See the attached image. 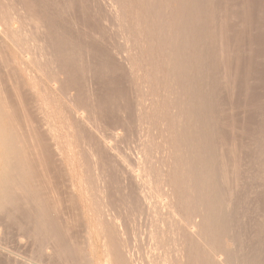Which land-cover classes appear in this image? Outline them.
<instances>
[{
  "label": "rangeland",
  "instance_id": "obj_1",
  "mask_svg": "<svg viewBox=\"0 0 264 264\" xmlns=\"http://www.w3.org/2000/svg\"><path fill=\"white\" fill-rule=\"evenodd\" d=\"M9 1L0 0V9L3 6L2 11L0 10L2 12L0 14L1 28H7L10 31V27H6V24L11 20L10 15L15 14L16 18L18 17L21 21L17 18L16 26L21 24L22 29L18 33V37H0V41L3 42H0V47L2 44V49L9 47V50H2L3 53L5 51L4 54L0 48V52L4 55L0 53V79L4 80L3 83H0L7 86L4 85L8 92H5L6 94L3 92L5 88L1 84L0 90L3 89L1 91L4 98L10 92L8 96L10 100L6 99L7 102L11 101L9 105L10 107L13 105V110L16 111H13L18 117L15 119V123L17 124L16 120L19 119L21 126L23 125L21 128L18 123L17 129L25 131L20 133L17 129L15 130L19 134L25 135L27 139L25 142L30 141L26 144L30 146L28 147L32 152L30 155L34 156L32 148L36 146L33 133L35 127L38 124L41 127L42 124L50 122L48 125L54 127L52 131L48 130L47 133L51 134H48L49 137L46 133L47 129H44L47 135L44 133V137L49 138L47 140L50 147L52 145L54 148L56 145L57 149L54 148L56 151L51 149L58 155H55L54 158H58L56 161L53 160L51 167L53 170L52 172L50 170L48 174L45 169L38 167L40 176H43L44 180L41 177L42 182H37H39L40 188L43 185V193L45 187H49L43 196L49 198L47 201L51 204L45 200L44 203H48L46 204L47 211L55 209L49 211V214L51 213L55 219L57 218L56 225L64 226L66 239H69L67 242L70 252L76 255L79 251L80 255L83 251L86 252L81 256L74 255L76 258L71 257V253V256L67 258L69 262L65 261L66 259L63 261V258L61 259L60 255L55 252L52 253L54 255H51L50 252L53 250L46 247L50 242L45 240L46 236L43 237V234L35 233L36 226L34 227L32 220L28 218L32 214L33 208L37 209V205L34 203L33 206V203H30V205L32 204L30 206L18 201L17 204L19 205L20 202V206L16 205V208L18 207L15 208L16 210L12 207V209L10 208L11 212L4 214V211L0 215L3 216L0 217V220L6 218L3 220L4 223L2 220L0 221L2 223L0 226V264H62L64 262L69 264L74 260L77 262L81 257L83 258L82 262L79 261L78 264H104V260L107 258L103 244L106 241L104 236L115 232L114 228L119 229L116 227L118 220L121 223L124 222L125 225L123 227L125 230L121 231L123 236L120 233L118 237L124 245L129 244L127 250L133 264H174L177 260L175 253L177 243H182V246H185L186 253L190 252L191 256L187 255L186 259L187 261L191 259L188 262L191 264H204V253L210 248L213 254H210L208 264H234L233 262L235 264H264V0H32V2L31 0H21L22 4L18 0H13L14 3L12 0L10 3ZM5 2H8L7 5ZM118 3L119 5L121 3V6ZM9 7L10 11L7 10ZM120 7H123V10ZM11 9L13 10L11 11ZM25 10L27 11L25 12ZM122 11L123 13H121ZM111 12L117 18L113 17ZM118 14L122 17L118 18ZM26 15L27 18H25ZM25 32L30 35L38 34L31 38ZM24 34L27 35L24 37L26 41L22 38ZM38 35L40 39L37 38V40ZM26 37L29 41L27 46L25 45ZM20 40H22V46ZM37 41L43 44L41 45ZM30 44L36 47L30 46ZM14 45L18 46L17 49ZM130 47L132 50L129 49ZM36 48H41V50ZM42 48H45L44 51ZM39 51L45 53L44 56L42 55L43 57H40L43 61L38 59L40 55L36 53ZM23 54L25 56L28 54L29 57H24ZM18 58L20 62H18ZM8 60H14L10 62L14 69ZM39 61L42 66L45 64L42 71L33 65L36 62L39 64ZM48 64L53 66L50 67ZM11 68L16 72L13 73ZM8 69H10L9 72H7ZM52 73L60 80L57 87L51 85L47 80V76ZM10 74H14L12 78ZM11 79L13 83L16 81V86ZM69 79L71 80L69 81ZM18 80L22 83L21 85ZM17 88H21V92H24L23 88L25 89L23 97L20 95L23 93H19L20 90ZM65 89L69 92L63 93ZM26 92L30 97L25 94ZM40 92L43 93V96ZM30 93H33V96ZM39 93L40 95H37ZM68 94L70 97L72 95L71 99ZM74 96H76L75 99ZM76 98L79 100L77 101L78 105ZM22 99L27 102L24 104ZM34 102L36 104L38 102V105ZM25 105L27 107H24ZM28 105L31 106L28 107ZM33 105L38 106L39 109L36 108L40 112ZM32 106L36 111L32 110ZM77 107L79 110L84 108L85 111H89L88 113L81 109L87 118L91 116L88 118L89 123L87 120V123H82L85 127L77 118L74 119L76 117L74 110H78ZM175 107L177 108L175 109ZM29 108L35 113L30 114ZM182 109L185 113L182 112ZM49 110L50 113H48ZM176 111L182 112L185 116ZM70 113H73L74 116ZM50 114L51 116H49ZM178 114L182 119L178 118ZM32 115H38L36 118L39 120L37 121L35 117L32 119ZM26 116L29 117L25 118ZM30 117L31 121H29ZM40 117H43V120ZM47 117L48 119L45 120ZM90 118L93 119L90 120ZM34 119L38 124L34 123ZM39 121H43L41 125ZM4 123L7 124V121ZM110 125L112 126L110 127ZM82 127L83 129H81ZM60 129L62 130L60 131ZM107 129L108 131H106ZM109 129L114 132V135L109 132ZM32 133L33 135H31ZM117 134H119V138L116 136ZM23 135L22 137H24ZM102 139L107 140L102 141ZM111 139H114V142ZM31 140H34V143ZM88 145L91 148L94 147L93 151ZM104 147H106L105 150H103ZM98 150H102L99 151L100 154ZM62 151H64V155ZM91 151L99 154V157L94 153L93 155ZM105 151L108 153L106 154ZM57 160L59 166L55 167L56 163L54 164V162ZM93 167L99 169L100 172ZM52 174H55L53 180ZM131 175H134L135 178ZM136 178L141 181L136 183L134 181ZM186 178L190 179L192 189L185 183ZM47 179L52 181H50L52 183L50 186ZM43 182L45 184L41 185ZM28 183L29 186L34 185L32 181H28ZM100 183L104 185L102 188ZM61 187L63 190H60ZM142 187L146 192L143 189L141 191ZM51 190H55V192ZM102 192L103 194H101ZM167 192L171 194L173 207H168L165 202L164 197ZM53 194H56V197ZM65 194L67 195L65 196ZM69 194L71 195L69 196ZM135 195L137 198L140 196L141 200L137 199ZM147 196L148 198H146ZM54 197L55 199H53ZM58 197L65 202H62L61 199L60 201ZM102 198H104L102 202L105 205L101 202ZM107 198L108 200H106ZM22 205L29 207L25 206L28 210ZM103 205L106 210L103 209ZM64 206H66L63 211V214L66 213L65 216L62 212L60 213ZM92 206L95 207L92 208ZM107 207L110 210L113 208V210H107ZM20 208L23 213L19 210ZM87 208H89L88 211ZM98 210L105 211L98 212ZM113 211L123 219L120 220L116 215L115 219L112 218L115 217ZM10 213L12 216L16 215L15 219L10 218L13 221L9 219ZM17 213H19V217ZM90 213L93 214H91L92 219ZM25 214L28 215L27 218ZM98 217L100 218L99 223L103 222L102 224L98 223ZM25 219H29L27 220L28 224L24 222ZM169 219H171L170 222ZM19 223L23 226H20ZM187 223L193 224L197 233L191 234ZM24 224L31 229V232L30 229H26ZM107 224L110 229L106 227ZM126 229L129 232L123 234ZM104 230L107 232L106 234ZM24 231L27 233H21ZM97 232L98 234H96ZM92 236L93 238H91ZM175 237L178 242L175 241ZM230 237L233 239L232 242ZM43 240L47 243L43 244ZM83 240L85 246L82 245L84 244ZM175 245L176 247H174ZM170 247L171 249H169ZM74 248L76 249L74 250ZM77 248L78 251H76ZM167 251L168 253H166ZM42 252H45L43 255L46 253L47 255L43 256ZM221 252L223 253L222 258L225 259L224 263H220L215 258V255L217 253L219 255ZM101 254L102 256H100ZM234 256L236 258H233ZM78 257L80 259H77ZM173 257L175 262L172 261ZM237 258L240 260L237 261ZM186 259L184 264H187Z\"/></svg>",
  "mask_w": 264,
  "mask_h": 264
},
{
  "label": "bare ground",
  "instance_id": "obj_2",
  "mask_svg": "<svg viewBox=\"0 0 264 264\" xmlns=\"http://www.w3.org/2000/svg\"><path fill=\"white\" fill-rule=\"evenodd\" d=\"M7 1V0H6ZM9 1V0H8ZM13 1V0H12ZM15 1V0H14ZM14 1H13V3H14ZM20 3H21V0H18ZM34 1V0H33ZM107 1H109V0H107ZM106 1V2H107ZM122 1V0H121ZM11 2V0L9 1V3ZM31 2H32V0H31ZM106 2H105V4H106ZM154 2V1H153ZM6 3H8V2H5V5H7ZM17 3V2H16ZM23 3V2H22ZM21 3V4H22ZM113 3V2H112ZM115 3H117V2H115ZM18 4V3H17ZM29 4V3H28ZM147 4V3H146ZM149 4V3H148ZM147 4V5H148ZM9 6H10V4H8ZM26 5V4H25ZM117 5V4H116ZM115 5V6H116ZM118 5H119V3H118ZM150 5V4H149ZM156 5V4H155ZM154 5V6H155ZM16 6V5H15ZM15 6H13L14 7V9H16L15 8ZM24 6V5H23ZM111 6V5H110ZM114 6V5H113ZM119 6H121V3H120V5ZM138 6V5H137ZM3 7V6H2ZM2 7H1V11H2ZM5 7V6H4ZM20 7L21 8H23L21 5H20ZM19 7V8H20ZM156 7V6H155ZM113 8H115V7H113ZM112 8V9H113ZM121 8V7H120ZM33 9V8H32ZM111 9V10H112ZM122 10H123V7L121 8ZM120 9V10H121ZM157 9V8H156ZM7 10H9L10 11V7L7 9ZM13 9H11V11H12ZM38 10V9H37ZM114 10V9H113ZM113 10H112V12H113ZM117 10H119V9H117ZM15 11V10H14ZM21 11V10H20ZM27 10H25V12H26ZM146 11V10H145ZM150 11V10H149ZM17 12V11H16ZM19 12V11H18ZM17 12V13H18ZM22 12H23V9H22ZM24 12V16H25V13ZM33 12H34V10H33ZM39 12V11H38ZM112 12H111V14H112ZM2 12H0V14H1ZM19 13H21V12H19ZM32 13V12H31ZM37 13V12H36ZM114 13H115V11H114ZM114 13L112 14V16L114 15ZM118 13V12H117ZM120 13V12H119ZM121 13H123V11L121 12ZM5 14V13H4ZM110 14V13H109ZM204 14V13H203ZM6 15V14H5ZM17 15V14H16ZM31 15V14H30ZM35 15H37V14H35ZM117 15V14H116ZM154 15V14H153ZM200 15V14H199ZM1 16H3V15H1ZM17 16H19V14L17 15ZM150 16V15H149ZM4 17V16H3ZM8 17H9V12H8ZM22 17V16H21ZM113 17H115V16H113ZM120 16H119V14H118V18H119ZM122 17V16H121ZM120 17V18H121ZM182 17V16H181ZM4 18H6V17H4ZM3 18V19H4ZM11 20L6 24V27H10V31L9 30H7V28L6 29H2L1 27H2V25H0V37H5L6 36V38L7 37H10V36H15V37H18L17 35H19L18 33L21 31V24L20 25H17L16 26V22H17V24H18V20H17V18H16V16H15V14H11L10 15V17H9ZM24 18V17H23ZM25 18H27V15H26V17ZM33 18V17H32ZM31 18V19H32ZM115 18H117V17H115ZM19 19V18H18ZM40 19V18H39ZM114 19V18H113ZM181 19V18H180ZM30 20V19H29ZM35 20H37V19H35ZM120 20V19H119ZM125 20V19H124ZM19 21H20V19H19ZM117 21H118V19H117ZM150 21H152V20H150ZM21 22V21H20ZM38 22V21H37ZM41 22H42V20H41ZM40 23V22H39ZM38 23V24H39ZM118 23V22H117ZM119 23H120V21H119ZM124 23H125V21H124ZM161 23V22H160ZM36 24V23H35ZM5 25V24H4ZM40 25H42V24H40ZM160 26V25H159ZM39 27V26H38ZM41 27V26H40ZM162 27V26H161ZM120 28V27H119ZM122 28V27H121ZM120 28V29H121ZM164 28V27H163ZM201 28H202V26H201ZM24 29V28H23ZM177 29V28H176ZM30 30V29H29ZM119 30V29H118ZM23 31V30H22ZM35 31V30H34ZM39 31V30H38ZM164 32V31H163ZM22 33H24V31L22 32ZM29 33V32H28ZM30 33H31V31H30ZM30 33L29 34H27L26 32H25V34H27V35H30ZM41 33V32H40ZM48 33V32H47ZM120 33V32H119ZM24 34V36L22 37L23 39H24V37L25 36H27V35H25ZM35 34V33H34ZM36 34H38V33H36ZM35 34V35H36ZM165 34V33H164ZM21 35V34H20ZM23 35V34H22ZM35 35H30L31 36V38H33ZM40 35V34H39ZM39 35L36 37V39L37 38H39ZM128 35V34H127ZM133 36V35H132ZM222 36V35H221ZM15 37H13L14 38V40H16L15 39ZM29 37V36H28ZM127 37H129V36H127ZM12 38V39H13ZM18 39H20V38H18ZM22 39V40H23ZM26 39H27V37H26ZM40 39V38H39ZM128 39V38H127ZM130 39V38H129ZM128 39V40H129ZM165 39V38H164ZM3 40V39H2ZM9 40V39H8ZM22 40H20L19 42L20 43H22ZM25 40V39H24ZM29 40H30V37H29ZM38 40V39H37ZM44 40V39H43ZM42 40V41H43ZM46 40V39H45ZM11 41V40H10ZM16 41H18V40H16ZM16 41H15V43H16ZM26 41V40H25ZM24 41V42H25ZM35 41V40H34ZM39 41H41V40H39ZM39 41H37L38 43H41V45L43 44L42 42H39ZM147 41V40H146ZM152 41V40H151ZM0 42H2V41H0ZM28 39H27V43L25 44L26 46H27V44H28ZM181 42V41H180ZM3 43V42H2ZM11 43V42H10ZM10 43H8V44H10ZM13 43H14V41H13ZM209 43V42H208ZM6 44V43H5ZM17 44H19L18 42H17ZM36 44V43H35ZM49 44V43H48ZM202 44V43H201ZM223 44V43H222ZM0 45H1V43H0ZM12 45V44H11ZM23 45V43L21 44V46ZM29 45V44H28ZM37 45V44H36ZM40 45V44H39ZM40 45V46H41ZM53 45V44H52ZM15 46V45H14ZM30 46H34L33 44L31 45L30 44ZM29 46V47H30ZM40 46H38V47H40ZM6 47V46H5ZM16 47V46H15ZM18 47V46H17ZM17 47H16V49H17ZM19 47H20V45H19ZM34 47H36V46H34ZM42 47V46H41ZM133 47V46H132ZM194 47V46H193ZM1 48V51L2 50H7V49H2L3 48V44H2V47H0ZM21 48V47H20ZM28 48V47H27ZM50 48V47H49ZM223 48H225L226 49V47H223ZM12 49V48H11ZM24 49V48H23ZM35 49V48H34ZM36 49H38V48H36ZM43 49H45V48H42V51H44ZM55 49V48H54ZM125 49V48H124ZM130 50H132V48L130 47L129 48ZM224 49V50H225ZM9 50V49H8ZM21 51H22V49H20ZM38 50H41V48L40 49H38ZM47 50V49H46ZM62 50V49H61ZM117 50V49H116ZM115 50V51H116ZM127 50V49H126ZM163 50V49H162ZM178 50V49H177ZM23 51H25V50H23ZM31 51V50H30ZM38 52V53H36L37 55L39 54L40 56H39V58L38 59H40V61L42 60L40 57H43L44 55H45V53L43 54V52ZM49 51V50H48ZM55 51V50H54ZM71 51H73L72 49H71ZM134 51V50H133ZM11 52H13V51H11ZM20 52V51H19ZM32 52V51H31ZM49 52H51V51H49ZM123 52V51H122ZM126 52V51H125ZM131 52V51H130ZM187 52V51H186ZM228 52V51H227ZM1 53V52H0ZM2 53H3V51H2ZM1 53V54H2ZM4 53H5V51H4ZM3 53V54H4ZM22 53V52H21ZM46 53H48V52H46ZM53 53V52H52ZM51 53V54H52ZM132 53V52H131ZM172 53V52H171ZM219 53H220V51H219ZM225 53V52H224ZM2 54V55H3ZM13 54H15L14 52H13ZM50 54V53H49ZM114 54H116V53H114ZM120 54V53H119ZM124 54V53H123ZM222 54V53H221ZM226 54V53H225ZM229 54V53H228ZM24 55V57H29L28 56V54H26L27 56H25V54H23ZM31 55V54H30ZM43 55V56H42ZM122 55V54H121ZM120 55V56H121ZM206 55V54H205ZM205 55H204V57H205ZM4 56V55H3ZM13 56V55H12ZM15 56V55H14ZM74 56V55H73ZM126 56V55H125ZM153 56V55H152ZM180 56V55H179ZM227 56V55H226ZM229 56V55H228ZM132 57V56H131ZM5 58V57H4ZM8 58H9V56H8ZM31 58V57H30ZM119 58V57H118ZM127 58V57H126ZM203 58V57H202ZM226 58V57H225ZM6 59H7V57H6ZM5 59V60H6ZM15 59L17 60V57H15ZM14 59V60H15ZM32 59V58H31ZM37 59V60H38ZM122 59H124V58H122ZM1 60H2V58H1ZM14 60H11V61H14ZM18 62H20V59L18 58ZM34 60H36V59H34ZM36 60V61H37ZM60 60V59H59ZM137 60V59H136ZM140 60V59H139ZM9 61V60H8ZM11 61H9V63L11 62ZM28 61V60H27ZM39 61V64L41 63ZM43 61V60H42ZM63 61V60H62ZM123 61V60H122ZM125 61V60H124ZM129 61H130V59H129ZM3 62V61H2ZM5 62V61H4ZM17 62V63H18ZM32 62V61H31ZM30 62V63H31ZM35 62V61H34ZM49 62V61H48ZM61 62V61H60ZM67 62V61H66ZM201 62V61H200ZM6 64H7V62H5ZM21 63L23 64V62L21 61ZM51 63V62H50ZM62 63V62H61ZM68 63H69V61H68ZM126 63V62H125ZM130 63H131V61H130ZM182 63V62H181ZM2 64V63H1ZM11 65H12V63H10ZM32 64V63H31ZM38 64V62H36V63H34L33 65H35V67L37 68V69H39L40 71H42V67H44L45 66V64L42 66L41 64V66ZM58 64V63H57ZM64 64V63H63ZM62 64V65H63ZM3 65V64H2ZM9 65V64H8ZM50 64H48V66H49ZM54 65H55V63H54ZM7 66V65H6ZM5 66V67H6ZM10 66V65H9ZM23 66V65H22ZM53 66V65H52ZM51 65H50V67H52ZM58 66V65H57ZM61 66V65H60ZM8 67V66H7ZM11 67H13V65L11 66ZM24 67H26V66H24ZM203 67V66H202ZM3 68V67H2ZM58 68V67H57ZM59 68H61V67H59ZM204 68V67H203ZM13 69H14V67H13ZM13 69L11 68V71H13ZM25 69H27V68H25ZM25 69H24V71H25ZM46 69V68H45ZM55 69H56V67H55ZM9 70L10 69H8V71L7 72H9ZM29 71H30V69H28ZM27 70V71H28ZM51 70V69H50ZM207 70V69H206ZM26 71V72H27ZM178 71V70H177ZM181 71H182V69H181ZM188 71V70H187ZM200 71V70H199ZM1 72V71H0ZM16 72V71H15ZM14 71H13V73H15ZM47 72H49L48 70H47ZM52 72V71H51ZM54 72V71H53ZM56 72V71H55ZM57 72H59V71H57ZM40 74H41V72H39ZM60 73H62V72H60ZM146 73V72H145ZM177 73H179V72H177ZM2 74V73H1ZM29 74H31L30 72H29ZM35 74H36V72H35ZM45 74V73H44ZM44 74H42V75H44ZM49 74V73H48ZM201 74V73H200ZM11 76V78H12V75H14V74H10ZM18 75V74H17ZM37 75V74H36ZM202 75V74H201ZM230 75V74H229ZM229 75H227V76H229ZM21 76V75H20ZM20 76H18V77H20ZM38 76V75H37ZM226 76V77H227ZM232 76V75H231ZM230 76V77H231ZM17 77V76H16ZM17 77V78H18ZM225 77V76H224ZM7 78H9L8 76H7ZM37 78V77H36ZM42 78V77H41ZM59 78H61V77H59ZM64 78V77H63ZM69 78V77H68ZM16 79V78H15ZM38 79V78H37ZM229 79V78H228ZM2 79H0V82H4V80H2ZM8 80V79H7ZM10 80V79H9ZM13 80H14V78H13ZM13 80L11 79V81H12V83H13ZM23 81H24V79H22ZM21 80V81H22ZM33 80V79H32ZM47 80H48V82L51 84V85H53L54 87L56 86H58V83H60V80H58V77L55 75H53V73L52 74H50V75H48L47 76ZM71 79H69V81H70ZM6 81V80H5ZM19 81V83H20V80H18ZM38 82V81H37ZM6 83V82H5ZM15 83H16V81H15ZM15 83H13L15 86H16V84ZM18 82H17V85L19 84ZM26 83V82H25ZM62 83V82H61ZM192 83V82H191ZM1 84V83H0ZM22 83H20L19 85H21ZM33 84H34V82H33ZM44 84V83H43ZM2 86H4L3 84H1ZM40 85H42V84H40ZM45 85V84H44ZM195 85V84H194ZM6 86V85H5ZM5 86H4V88H5ZM49 86V85H48ZM72 86V85H71ZM1 87V86H0ZM7 87V86H6ZM13 87V86H12ZM22 87V86H21ZM24 87V86H23ZM34 87V86H33ZM43 87H45V86H43ZM64 87V86H63ZM14 88V87H13ZM18 88H19V86H18ZM17 88V89H18ZM32 88V87H31ZM48 88V87H47ZM71 88V87H70ZM73 88V87H72ZM7 88H5L4 90L3 89H1V90H3V92L5 93V92H8V90H6ZM21 89V88H20ZM20 89H18V90H20ZM26 89H28L29 90V88H26ZM45 89V88H44ZM55 89V88H54ZM69 89V88H68ZM0 90V215H1V212H4V214L6 213V212H9L11 209H12V207H14V209L16 208V205L17 206H20V202H19V205L17 204V202L18 201H22V203H25L26 205L27 204H29L30 205V203H33V206H34V203L37 205V209L36 208H33L34 210H32V214H30V213H28V214H30L29 216L28 215H24L26 218H27V216H28V218H30L31 220H32V222H33V226L35 227L36 226V234H43V237L44 236H46V239L45 240H47L48 242H50L49 244H45L46 245V247L47 248H49V249H51V250H53L52 252H50V254L51 255H54V254H52L53 252H55V253H57V254H59L60 255V257H61V259L63 258V261H64V259H66L65 261H68L69 262V259L67 260V258H69L70 256H71V253H72V256L71 257H73L74 255H76V254H73V252H70V246H68V242H69V239H68V242H67V239H66V235H65V228H64V226L62 227L61 225H59L58 223V225H56V221L58 222V220H57V218L55 219V217L53 216V215H51V213L49 214V211L51 212L54 208H52V210H49V211H47V206H46V204H48L49 202L47 201V199H49V198H46L45 196H43V194H45V192L47 191L46 189L47 188H49V187H45V189H44V193H43V190H42V188H43V185L42 184H45V182H47V181H49L48 179H47V181H45V182H43V183H41V185H42V187L40 188V186H39V182H42L41 181V179H43V176H40L41 175V173H39V171H38V167H41V168H43V169H45L46 170V172H47V174H48V172L50 171V172H52V166H53V160H55L56 161V159L58 158H54V157H56V156H58L57 154H55L54 153V150L55 149H57V148H55L56 147V145H54V142H53V145L55 146L54 148L52 147V145H51V147H50V143L48 144V140L47 139H49L48 137H49V135H51L50 133H47L48 132V130H50V131H52L53 129H54V127L53 126H49L48 124H50V123H45V120L46 119H48V117L47 118H45V120H44V123L45 124H42V122H40V125L42 124V126L40 127L39 126V124H38V120H37V118H36V116L38 117V115H36V116H34V115H32V119L35 117V119L37 120H35V124H38L36 127H35V130H34V128H33V130L35 131V132H33L35 135H34V139H35V142H36V146H34V148H32L33 150V153H34V156H32V155H30L32 152H30L29 151V148L28 147H30L29 145L27 146L26 144L27 143H29V142H25V140H27L26 138H25V135H23L24 137H22V135L21 134H19L18 132H24V131H21L22 129V126H21V123H20V120L18 119V121L16 120V122H17V124L18 123H20V124H18V125H20L21 126V130L19 131L18 129H17V124L15 123V119L16 118H18V117H16L15 116V113H13V111H15V110H13V103L11 104L12 106L10 107V103H11V101L10 102H7L8 100H10V99H8V96H9V94H10V92L9 93H7V95L8 96H6L5 94V97L8 99H6V98H4L3 96H2V91ZM6 90V91H5ZM14 90V89H13ZM32 90V89H31ZM36 90H37V88H36ZM47 90V89H46ZM53 90V89H52ZM70 90V89H69ZM72 90V89H71ZM22 91H24L25 92V89L23 88L22 89ZM33 91H34V89H33ZM57 91V90H56ZM19 93L21 92V90L20 91H18ZM24 92H21V93H23V94H20V95H22V97H23V95H24ZM27 92H30V91H27ZM27 92L25 93L26 95H28L27 94ZM32 92V91H31ZM68 93L67 92V90L65 89V91L63 90V93ZM40 93H42V92H40ZM40 93L39 94H37V95H40ZM51 93V92H50ZM60 93V92H59ZM194 93V92H193ZM17 94V93H16ZM31 94V93H30ZM35 94V93H34ZM71 94V93H70ZM73 95L74 94H76V93H72ZM78 94V93H77ZM196 94V93H195ZM25 95V96H26ZM37 95H36V97H37ZM13 96V95H12ZM18 96V95H17ZM24 96V97H25ZM29 97H30V95H28ZM31 96H33V93L31 94ZM42 96H43V93H42ZM63 96H65V95H63ZM68 96L70 97V95L68 94ZM206 97H207V94L205 95ZM21 97V96H20ZM19 97V98H20ZM27 97V96H26ZM47 97V96H46ZM60 97V96H59ZM68 97V98H69ZM75 97L76 96H74V99H75ZM197 97V96H196ZM38 98V97H37ZM64 98V97H63ZM67 98V97H66ZM72 98V95H71V97H70V99ZM81 98V97H80ZM27 99H29L28 97H27ZM34 99V98H33ZM41 99V98H40ZM39 99V100H40ZM44 99H45V96H44ZM48 99V98H47ZM200 99V98H199ZM12 100V99H11ZM20 100V99H19ZM18 100V101H19ZM23 100V99H22ZM30 100H32V99H30ZM36 100V99H35ZM38 100V99H37ZM43 100V99H42ZM62 100V99H61ZM206 100V99H205ZM34 101V100H33ZM33 101H31V102H33ZM69 101V100H68ZM73 101H75V100H73ZM77 101H79V100H77V98H76V102ZM27 101H25L24 102V100H23V103L25 104ZM36 102V101H35ZM34 102V103H35ZM65 102V101H64ZM192 102V101H191ZM22 103V102H21ZM20 103V104H21ZM43 103V102H42ZM45 103V102H44ZM49 103H50V101H49ZM48 103V104H49ZM181 103V102H180ZM179 103V104H180ZM28 104V103H27ZM33 104V103H32ZM36 104V103H35ZM67 104V103H66ZM69 104H70V102H69ZM203 104V103H202ZM36 105H38V102H37V104ZM36 105H33L35 108L37 107L38 108V106H36ZM45 105H46V103H45ZM44 105V106H45ZM71 105V104H70ZM77 105H78V102H77ZM83 105V104H82ZM187 105V104H186ZM19 106V105H18ZM23 106V105H22ZM29 106H31V105H28V107ZM32 106V107H33ZM47 106V105H46ZM45 106V107H46ZM50 106V105H49ZM176 106H178V105H176ZM181 106V105H180ZM197 106V105H196ZM203 106H204V104H203ZM20 107V106H19ZM24 107H27L26 105L24 106ZM34 107H33V111H36V110H34ZM66 108H67V105L65 106ZM64 107V108H65ZM74 107V106H73ZM81 107V106H80ZM87 107V106H86ZM12 108V109H11ZM36 108V109H37ZM47 108H48V106H47ZM69 108V107H68ZM78 108V107H77ZM88 108V107H87ZM177 107H175V109H176ZM14 109H15V107H14ZM25 109V108H24ZM30 110H31V108H29ZM39 109V108H38ZM37 109V110H38ZM43 109V108H42ZM50 109V108H49ZM81 109H83L84 110V108H81ZM81 109L79 110V108H78V110L77 109H75L74 110V112H75V115H76V117L74 118L75 120H76V118H77V120L82 124H84V123H87L88 122V118L89 117H91V116H88V118L85 116V113L83 112V110L81 111ZM174 109V110H175ZM181 109V108H180ZM184 109V108H183ZM182 109V110H183ZM17 110V109H16ZM26 110H28V108H26ZM29 110V111H30ZM32 110L29 112L30 114H32L33 112H32ZM47 110V109H46ZM182 110H180V111H182ZM185 110V109H184ZM184 110L182 111V112H184ZM39 112H40V110H38ZM37 111V112H38ZM44 111V110H43ZM65 111V110H64ZM85 111V110H84ZM88 110H86L85 112H87ZM93 111V110H92ZM91 111V112H92ZM16 112V111H15ZM27 113H28V111H26ZM68 112V111H67ZM70 112H72V111H70ZM177 113L179 112V111H176ZM182 112H179V113H181V115L183 116L184 114H182ZM35 113V112H34ZM33 113V114H34ZM41 113H42V111H41ZM40 113V114H41ZM46 113V111L44 112V114ZM48 113H50V110H49V112ZM47 113V114H48ZM88 113H89V111H88ZM88 113H86V114H88ZM93 113H94V111H93ZM175 113V112H174ZM185 113V112H184ZM16 114H18V113H16ZM30 114H28L29 116H30ZM65 114H67L66 112H65ZM71 115H73V113H70ZM92 114V113H91ZM23 115H27V114H23ZM53 115V114H52ZM175 115H176V113H175ZM28 116V117H29ZM42 116V115H41ZM45 116V115H44ZM47 116V115H46ZM49 116H51V114L49 115ZM67 116V115H66ZM74 116V115H73ZM94 116V115H93ZM178 116H179V114H178ZM185 116V115H184ZM27 116L25 117V118H28ZM95 117V116H94ZM176 117V116H175ZM41 118V117H40ZM43 118V117H42ZM41 118V119H42ZM50 118V117H49ZM53 118H54V116H53ZM53 118H51V120L53 119ZM179 119L181 118L182 119V117L181 116H179L178 117ZM21 119V118H20ZM31 119V117H30V120L29 121H31L32 120ZM93 119V118H92ZM91 118H90V120H92ZM96 119H98V118H96ZM101 118H99L98 120H100ZM177 119V118H176ZM28 120V119H27ZM33 120V121H34ZM43 120V119H42ZM50 120V119H49ZM86 120H87V122H86ZM95 120V119H94ZM185 120V119H184ZM187 120V119H186ZM4 121H7V124H5L4 123ZM32 121V122H33ZM53 121V120H52ZM54 121H56V120H54ZM180 121H182V120H180ZM31 122V123H32ZM37 122V123H36ZM93 122V121H92ZM99 122V121H98ZM97 122V123H98ZM175 122H177V121H175ZM24 123V122H23ZM31 123H30V125H31ZM54 123V122H53ZM55 123H57V121L55 122ZM80 123H78V124H80ZM89 123V122H88ZM179 124L181 123V122H178ZM58 124V123H57ZM80 124V125H81ZM82 124V125H83ZM92 123H90V125H91ZM95 124V123H94ZM177 124V123H176ZM44 125V126H43ZM55 125V124H54ZM96 125V124H95ZM56 127H58L57 125H55ZM84 127H85V125H83ZM86 126H88V125H86ZM92 126H93V124H92ZM97 126V125H96ZM109 126V125H108ZM112 125H110V127H111ZM31 127V126H30ZM32 127H34V126H32ZM81 127V126H80ZM89 127H91V126H89ZM107 128H109V127H107ZM113 128V127H112ZM117 128V127H116ZM124 128V127H123ZM15 129H17L18 130V132L15 130ZM24 129V128H23ZM44 129L46 130V133H47V135H48V137L46 138V137H44L45 135H46V133H45V131H44ZM81 129H83V127L81 128ZM80 129V130H81ZM88 129V128H87ZM93 129V128H92ZM92 129H91V132H92ZM62 129H60V131H61ZM89 130V129H88ZM110 130V129H109ZM55 131V130H54ZM53 131V132H54ZM59 131V130H58ZM106 131H108V129L106 130ZM31 132V131H30ZM84 132H85V130H84ZM90 132V131H89ZM96 132V131H95ZM109 132H111V130L109 131ZM33 133L31 134V135H33ZM44 133H45V135H44ZM60 133V132H59ZM93 133V132H92ZM97 133V132H96ZM95 133V134H96ZM111 133H113V135H114V132H111ZM115 133H118V132H115ZM122 133V132H121ZM25 134V133H24ZM29 135V134H28ZM27 135V136H28ZM46 135V136H47ZM58 135V134H57ZM88 135V134H87ZM86 135V136H87ZM94 135V134H93ZM110 135H112V134H110ZM198 135V134H197ZM84 136H85V134H84ZM98 136V135H97ZM117 137L119 136V134H117L116 135ZM164 136V135H163ZM29 137V136H28ZM60 137V136H59ZM111 137V136H110ZM114 137V136H113ZM23 138H25V139H23ZM55 138V137H54ZM98 138V137H97ZM116 138V137H115ZM119 138V137H118ZM205 138V137H204ZM50 139H52V137L50 136ZM58 139V138H57ZM60 139V138H59ZM58 139V140H59ZM88 139V138H87ZM92 139V138H91ZM99 139V138H98ZM117 139V138H116ZM115 139V140H116ZM30 140V139H29ZM54 140V139H53ZM61 140V139H60ZM93 140V139H92ZM103 140H107V139H102V141ZM112 140V142H114V139H111ZM111 140H109V141H111ZM211 140V139H210ZM32 141V140H31ZM50 141H52V140H50ZM33 143H34V140L32 141ZM58 142V141H57ZM99 142H101L100 140H99ZM108 142V141H107ZM32 143V144H33ZM61 143V142H60ZM93 143H94V141H93ZM104 143V142H103ZM102 143V144H103ZM210 143V142H209ZM212 143V142H211ZM52 144V143H51ZM95 145H96V143H94ZM105 144V143H104ZM109 144H111V143H109ZM34 145V144H33ZM61 146H63L62 144H60ZM92 145V144H91ZM99 145V144H98ZM113 145V144H112ZM86 146V145H85ZM89 147H90V145H88ZM102 146V145H101ZM105 146V145H104ZM111 146V145H110ZM33 147V146H32ZM108 147V146H107ZM118 147V146H117ZM216 147H217V145H216ZM51 148H53L54 150L52 151V149ZM61 148V147H60ZM65 148V147H64ZM91 148V147H90ZM112 148V147H111ZM92 149H94V147L93 148H91V150ZM96 149V148H95ZM101 149V148H100ZM106 149V147H104V149L103 150H105ZM217 149V148H216ZM59 150V149H58ZM58 150H57V152H58ZM97 150V149H96ZM108 150V149H107ZM113 150H114V147H113ZM56 151V150H55ZM60 151V150H59ZM93 151V150H92ZM91 151V152H92ZM99 151L100 150H98V153H99ZM102 151V150H101ZM100 151V152H101ZM115 151H116V149H115ZM61 152V151H60ZM63 152L64 151H62V154H63ZM94 152H97V151H95L94 150ZM94 152H92V154L94 153ZM106 152V154L108 153V151H105ZM104 152V153H105ZM65 153H67V152H65ZM109 153H110V151H109ZM116 153V152H115ZM118 153V152H117ZM91 153L89 152V155H90ZM94 154H96V153H94ZM93 154V155H94ZM100 154V153H99ZM99 154L97 155L98 157H99ZM101 154H103V153H101ZM121 154V153H120ZM56 155V156H55ZM64 155V154H63ZM62 155V157H64ZM93 155H92V158H93ZM95 155V156H96ZM104 155V154H103ZM110 155H112L111 153H110ZM96 156V157H97ZM102 156V155H101ZM105 156V155H104ZM116 156V155H115ZM67 157V156H66ZM109 157V156H108ZM113 157V156H112ZM118 157V156H117ZM61 158V157H60ZM102 158V157H101ZM100 158V159H101ZM105 158V157H104ZM104 158H102V159H104ZM113 158H115V157H113ZM94 159H95V157H94ZM98 159V158H97ZM96 159V160H97ZM118 159V158H117ZM60 160V159H59ZM64 160V159H63ZM63 160H62V162H63ZM92 160V159H91ZM107 160V159H106ZM108 160H109V158H108ZM101 162V161H100ZM99 162V164H101ZM110 162V161H109ZM121 162V161H120ZM56 163V165H55V167L57 166H59L57 163H58V160H57V162H54V164ZM60 163H61V161H60ZM126 163V162H125ZM125 165V164H124ZM62 166V165H61ZM105 167V166H104ZM51 168V169H50ZM94 168V167H93ZM56 169V168H55ZM94 169H96V168H94ZM188 169V168H187ZM211 169V168H210ZM99 171V169H96V171ZM60 171V170H59ZM49 172V173H50ZM100 172V171H99ZM132 172V171H131ZM45 173V172H44ZM102 173H103V175H104V172H103V170H102ZM129 173V172H128ZM133 173V172H132ZM132 173H130V174H132ZM56 174V173H55ZM54 174V175H55ZM53 174H52V180H53V176H54ZM58 175V174H57ZM62 175V174H61ZM61 175H60V177H61ZM100 175V174H99ZM102 175V174H101ZM102 175V176H103ZM126 175V174H125ZM51 176V175H50ZM97 176H98V174H97ZM96 176V177H97ZM102 176H101V178H102ZM124 176V175H123ZM122 176V177H123ZM131 176H133L134 177V175H131ZM42 177V178H41ZM58 177V176H57ZM56 177V178H57ZM63 177V176H62ZM95 177V176H94ZM99 177V176H98ZM41 178V179H40ZM51 178V177H50ZM56 178H54V179H56ZM128 178V177H127ZM135 178V177H134ZM138 178H136V180H137ZM44 180V179H43ZM102 180V179H101ZM104 180V179H103ZM119 180V179H118ZM135 179H134V181L136 182V183H138V182H140V181H136ZM28 181H32L33 183H34V185L33 186H29V183H28ZM37 181H39V182H37ZM51 181V180H50ZM49 181V186H50V183L52 182H50ZM55 181V180H54ZM58 181V180H57ZM60 181H63V180H60ZM184 181V180H183ZM59 182V181H58ZM65 182V181H64ZM63 182V183H64ZM73 182H75V181H73ZM118 182V181H117ZM125 182V181H124ZM146 182V181H145ZM38 183V184H37ZM56 183V182H55ZM54 183V184H55ZM62 183V182H61ZM97 183V182H96ZM99 183V182H98ZM184 183V182H183ZM185 183L186 184H188L189 185V187H190V189H192L191 188V186H192V184H191V182H190V179L189 180H187V178L185 179ZM48 184V183H47ZM52 184V183H51ZM67 184H68V182H67ZM73 184V183H72ZM141 184H142V182H141ZM62 185V184H61ZM127 185V184H126ZM136 185V184H135ZM144 185V184H143ZM45 186V185H44ZM54 186V185H53ZM70 186V185H69ZM76 186V185H75ZM98 186V185H97ZM104 185L102 184L101 185V183H100V187L102 188ZM138 186V185H137ZM136 186V187H137ZM57 187V186H56ZM71 187V186H70ZM128 187V186H127ZM144 187V186H143ZM141 188V191H142V189H143V191L145 190V188ZM220 187V186H219ZM65 188V187H64ZM69 188V187H68ZM84 188V187H83ZM138 188V187H137ZM70 189V188H69ZM75 189V188H74ZM80 189V188H79ZM100 189V188H99ZM106 189V187H104V190ZM140 189V188H139ZM138 189V191H139V193H140V190ZM167 189H168V187H167ZM58 190V189H57ZM60 190H63V188L61 187V189ZM66 190V189H65ZM103 189H102V191H104ZM222 190V189H221ZM52 191V190H51ZM54 192H55V190H53ZM52 191V192H53ZM66 191H68V190H66ZM71 191H72V189H71ZM77 191V190H76ZM166 191V190H165ZM50 192V191H49ZM73 192V191H72ZM71 192V193H72ZM105 192H107L106 190H105ZM144 192H146V191H144ZM191 192V191H190ZM61 193V192H60ZM86 193V192H85ZM149 193V192H148ZM223 194L225 193V192H222ZM47 195L49 194L48 192L46 193ZM63 194V193H62ZM61 194V195H62ZM101 194H103V192L101 193ZM147 194V193H146ZM19 197H18V196ZM46 195V196H47ZM54 195V194H53ZM56 195V194H55ZM54 195V196H55ZM67 194H65V196H66ZM71 194H69V196H70ZM106 195V194H105ZM140 195V194H139ZM143 195H144V193H143ZM21 196V197H20ZM58 196V195H57ZM60 196V195H59ZM73 196V195H72ZM136 196V198H137V195H135ZM144 196H146V195H144ZM46 199H45V198ZM48 197V196H47ZM50 197V196H49ZM56 197V196H55ZM55 197L53 198V199H55ZM102 197V196H101ZM103 197L105 198V196L103 195ZM140 197V196H139ZM137 198V199H140V198ZM150 197V196H149ZM59 198V197H58ZM63 198V197H62ZM104 198H102L101 199V202H102V200L104 199ZM146 198H148V196L146 197ZM165 199V202H167V205H168V207H173L172 206V202H171V194H170V192H167L166 193V195H165V197H164ZM61 198H59V200H60ZM72 199H73V197H72ZM86 199V198H85ZM44 200L45 201H47L46 203H44ZM62 200V199H61ZM60 200V201H61ZM83 200V199H82ZM88 200V199H87ZM98 200V199H97ZM96 200V201H97ZM100 200V199H99ZM106 200H108V198L106 199ZM141 200V199H140ZM147 200V199H146ZM64 200H62V202H63ZM70 202H71V199L69 200ZM104 201V200H103ZM135 201V200H134ZM148 201V200H147ZM65 202V201H64ZM67 202V201H66ZM94 202V201H93ZM100 202V201H99ZM106 202V201H105ZM136 202V201H135ZM140 202V201H139ZM222 202V201H221ZM57 203H58V201H57ZM74 203V202H73ZM72 203V204H73ZM96 203V202H95ZM94 203V204H95ZM103 204H104V202H102ZM106 203H108V201L106 202ZM112 203V202H111ZM142 203V202H141ZM49 204H51V203H49ZM61 204V203H60ZM62 204H64V203H62ZM101 204V203H100ZM109 204H110V202H109ZM136 204V203H135ZM143 204V203H142ZM151 204V203H150ZM150 204H149V206H150ZM24 205V204H23ZM22 205V206H23ZM25 205V206H26ZM32 205V204H31ZM30 205V206H31ZM66 205V204H65ZM105 205V204H104ZM104 205H103V207H104ZM111 205V204H110ZM25 206H23L24 208H25ZM69 206V205H68ZM86 206V205H85ZM91 206V205H90ZM89 206V207H90ZM99 206V205H98ZM106 206H107V204H106ZM113 206V205H112ZM27 207V206H26ZM93 207H95V206H92V208ZM102 207V208H103ZM11 208V209H10ZM18 208V207H17ZM16 208V209H17ZM27 208H29V207H27ZM27 208H25V209H27ZM66 208V206H64L63 207V210L62 211H60V213L62 212V214H63V211H64V209ZM73 208V207H72ZM101 208V209H102ZM15 209V210H16ZM23 209V208H22ZM86 209V208H85ZM84 209V210H85ZM95 209V208H94ZM94 209H92V210H94ZM99 209V208H98ZM103 209H105V207L103 208ZM109 209V207H107V210ZM166 209V208H165ZM8 210V211H7ZM14 210V211H15ZM20 211H21V208L19 209ZM28 210V209H27ZM55 210V209H54ZM89 210V208H87V211ZM96 210V209H95ZM106 210V209H105ZM105 210H98V212H102V211H105ZM110 210V209H109ZM112 210H113V208H112ZM112 210H110V211H112ZM154 210V209H153ZM13 211V210H12ZM13 211V212H14ZM97 211V210H96ZM109 211V212H110ZM224 211V210H223ZM11 212V211H10ZM16 212H19V211H16ZM25 212H27V211H25ZM82 212V211H81ZM114 212V211H113ZM112 212V213H113ZM21 213H23L22 211H21ZM20 213V214H21ZM65 213V212H64ZM89 213V212H88ZM105 213V212H104ZM104 213H101V214H103V215H105ZM111 213V212H110ZM109 213V214H110ZM115 213V212H114ZM113 213V215L115 216H117V217H119V215H117L116 213L114 214ZM222 213H224V212H222ZM8 214V213H7ZM15 214V213H14ZM18 215V217H19V213H17ZM66 214V213H65ZM65 214H63L64 216H65ZM87 214V213H86ZM91 214L92 213H90V216H91ZM96 214H98L97 212H96ZM95 214V215H96ZM2 215H3V213H2ZM10 215H11V213H10ZM9 215V216H10ZM93 215V214H92ZM100 215V214H99ZM98 215V216H99ZM102 215V216H103ZM112 215V216H113ZM171 215V214H170ZM16 216V215H15ZM15 216H12L11 215V217H9V219L10 218H12V219H15L14 217ZM23 216V217H24ZM55 216H56V214H55ZM60 216V215H59ZM62 216V215H61ZM86 216H88V215H86ZM90 216H88V217H90ZM110 216V215H109ZM116 216L115 217H112V218H116ZM224 216V215H223ZM225 216H227V215H225ZM229 216V215H228ZM0 217H3V216H0ZM63 217V216H62ZM101 217V216H100ZM219 217V216H218ZM65 218V217H64ZM87 218V217H86ZM94 218V217H93ZM107 218V217H106ZM106 218H104V220H107ZM120 218V217H119ZM169 218V217H168ZM6 218H3V220H5ZM12 219H10V220H12ZM21 219V218H20ZM22 219H24V218H22ZM63 219V218H62ZM89 219V218H88ZM91 219H92V216H91ZM97 219H99V221H98V223L100 222V218L98 217ZM101 219H103V218H101ZM118 219V218H117ZM116 219V220H117ZM123 218H120V220H122ZM216 219V218H215ZM2 220V219H1ZM0 220V221H1ZM3 220H2V222H3ZM10 220H9V223H11L10 222ZM26 220V219H25ZM27 220H29V219H27ZM27 220L26 221H24V222H26L27 224H28V222H27ZM66 220H67V218H66ZM90 220V219H89ZM88 220V221H89ZM109 221L111 220V217H110V219H108ZM170 220L171 219H169V222H170ZM173 220V219H172ZM13 221V220H12ZM103 221V220H102ZM109 221H108V223H109ZM162 221H164V220H162ZM174 221V220H173ZM173 221H172V223H173ZM5 222V221H4ZM3 222V223H4ZM15 222H17V221H15ZM31 222V221H30ZM30 222H29V224H30ZM31 222V223H32ZM67 222H68V220H67ZM113 222V221H112ZM117 222V226L116 227H118L117 229L118 230H116V228H114V226H113V228L115 229V232H110L108 235L106 234L107 232H105V230H104V232H105V236H104V239H106V241H105V243H103L104 244V247H105V255H106V260H104L105 261V263L104 264H133V260H131V259H129V255H128V250H127V246L129 245H127L126 246V244L124 245L123 244V242H121V240L119 239L120 237H118L119 235H120V233H121V231H122V229H123V227L125 226L124 225V222L123 223H121L119 220L118 221H116ZM8 223V222H7ZM70 223V222H69ZM83 223H84V221H83ZM91 223V222H90ZM94 223V222H93ZM103 223V222H102ZM102 223H99V224H102ZM105 223V222H104ZM107 223V222H106ZM1 222H0V226H1ZM13 224H16V223H13ZM12 224V225H13ZM20 224V223H19ZM126 224V223H125ZM10 225V224H9ZM8 225V226H9ZM11 225V226H12ZM23 226V224H20V226ZM32 225H30V226H32ZM64 225V224H63ZM72 225V224H71ZM90 225V224H89ZM92 225V224H91ZM94 225V224H93ZM104 225V224H103ZM106 225V224H105ZM108 225L109 224H107V226L106 227H108ZM114 225H116V224H114ZM173 225V224H172ZM17 226H19V225H17ZM24 226H25V224H24ZM58 226V227H57ZM85 226H86V224H85ZM102 226V225H101ZM127 226V225H126ZM227 226V225H226ZM225 226V227H226ZM6 227V226H5ZM10 227V226H9ZM26 227V226H25ZM25 227H23V228H25ZM62 227V228H61ZM69 227H70V225H69ZM68 227V228H69ZM84 227V226H83ZM97 227H98V225H97ZM187 227L189 228V231H190V233L191 234H195V233H197V231L194 229V227H193V224H191V223H187ZM28 228V226L26 227V229ZM64 228V229H63ZM90 228V227H89ZM88 228V229H89ZM92 228V230L94 231V229H93V227H91ZM96 228V227H95ZM105 228V227H104ZM109 229H110V227H108ZM213 228V227H212ZM228 228V227H227ZM2 229H3V226H2ZM28 229H30V228H28ZM85 229V228H84ZM86 229H87V227H86ZM99 229V228H98ZM106 229V228H105ZM108 229V230H109ZM174 229V228H173ZM230 229V228H229ZM21 230H23L22 228H21ZM20 230V231H21ZM70 230V229H69ZM123 230H125V229H123ZM177 230V229H176ZM219 230H220V228H219ZM26 231V230H25ZM25 231L24 232H21V233H25ZM96 231V230H95ZM117 231H118V233H117ZM171 231V230H170ZM172 231H175V230H172ZM30 232H31V229H30ZM67 232V231H66ZM85 232V231H84ZM126 232L128 233L129 231H128V229H126V231H123V234H126ZM177 232V231H176ZM175 232V233H176ZM27 233V232H26ZM25 233V234H26ZM28 233H29V231H28ZM87 233H88V230H87ZM93 233V232H92ZM174 233V232H173ZM178 233V232H177ZM30 234V233H29ZM35 234V235H36ZM96 234H98V232L96 233ZM119 234V235H118ZM158 234V233H157ZM34 235V236H35ZM102 235V234H101ZM121 235H122V233H121ZM128 235V234H127ZM153 235V234H152ZM177 235V234H176ZM175 235V236H176ZM17 236V235H16ZM123 236V235H122ZM130 236V235H129ZM155 236V235H154ZM206 236V235H205ZM230 236H231V234H230ZM29 237V236H28ZM38 237H40V236H38ZM42 237V238H43ZM128 237V236H127ZM126 237V238H127ZM173 237V236H172ZM177 237V236H176ZM176 237H175V241H177L176 240ZM15 238V237H14ZM91 238H93V236L91 237ZM125 238V237H124ZM129 238V237H128ZM127 238V239H128ZM16 239V238H15ZM35 239H36V237H35ZM76 239V238H75ZM74 239V241H76ZM79 239V238H78ZM122 239V238H121ZM126 239V240H127ZM172 239V238H171ZM230 239H231V237H230ZM22 240V239H21ZM38 240H39V238H38ZM73 240V239H72ZM86 240V239H85ZM129 240V239H128ZM127 240V241H128ZM170 240V239H169ZM179 240H180V237H179ZM192 240V239H191ZM232 240L233 239H231V242H232ZM16 241V240H15ZM20 241V240H19ZM47 241L46 242H44V240H43V244L44 243H47ZM89 241H91L90 239H89ZM101 241V240H100ZM132 241V240H131ZM172 241V240H171ZM181 241V240H180ZM225 241V240H224ZM17 242V241H16ZM37 242V241H36ZM83 242H84V240H83ZM92 242V241H91ZM178 242V241H177ZM230 242V243H231ZM237 242V241H236ZM38 243H39V241H38ZM71 243V242H70ZM88 243V242H87ZM102 243V242H101ZM100 243V244H101ZM168 243V242H167ZM170 243V242H169ZM173 243V242H172ZM228 243V242H227ZM52 244V245H51ZM103 244H102V246H103ZM39 245H40V243H39ZM45 245H44V248H45ZM83 246H85V242H84V244H82ZM131 245V244H130ZM170 245V244H169ZM176 245H178L177 247H176ZM174 247H176L175 248V253L177 254V260H176V262L174 261L175 259H174V257H173V260L172 261H174L175 263L174 264H184V262H185V259L186 258H188L187 257V255L188 256H191V254L189 255V253H186V251H185V246L183 245L182 246V243H180V244H176ZM41 246V245H40ZM72 246H73V244H72ZM72 246H71V248H72ZM87 246H88V244H87ZM168 246V245H167ZM73 247H75V246H73ZM79 247V246H78ZM130 247V246H129ZM132 247V246H131ZM169 247V246H168ZM40 248V247H39ZM93 248V247H92ZM137 248V247H136ZM156 248V247H155ZM34 249H35V247H34ZM36 249H37V247H36ZM76 248H74V250H75ZM102 249H103V247H102ZM164 249V248H163ZM169 249H171V247L169 248ZM232 249V248H231ZM73 250V249H72ZM93 250V249H92ZM140 250V249H139ZM173 250V249H172ZM40 251V250H39ZM44 251V250H43ZM76 251H78V248H77V250ZM94 251V250H93ZM130 251H131V249H130ZM143 251V250H142ZM34 252V251H33ZM86 252V251H85ZM84 251H83V253H85ZM88 252V251H87ZM92 252V251H91ZM104 252V251H103ZM135 252V251H134ZM139 252V251H138ZM141 252V251H140ZM169 252H170V250H169ZM230 252V251H229ZM4 253V252H3ZM2 253V254H3ZM29 253V252H28ZM43 253H45V252H42V255H43ZM77 253V252H76ZM80 251L78 252V254H79V256H81V255H83V253L80 255ZM143 254L145 253V252H142ZM165 253V252H164ZM163 253V254H164ZM166 253H168V251L166 252ZM165 253V254H166ZM27 254V253H26ZM34 254V253H33ZM77 254V255H78ZM103 254V253H102ZM102 254L100 255V256H102ZM132 254V253H131ZM137 254V253H136ZM149 254V253H148ZM210 254H213V252H212V250H211V248L207 251V252H205L204 253V258H203V260L205 261V262H203L204 264H208L209 262H208V260H210ZM230 254H232V253H230ZM46 255H47V253H46ZM45 254L43 255V256H46ZM49 255V254H48ZM76 255V256H77ZM85 255V254H84ZM91 255H93V253H91ZM133 255V254H132ZM160 255H162V254H160ZM172 255H174V254H172ZM172 255H171V257H172ZM223 255V253L221 252L219 255H218V253H217V255H215V258H216V260H218L220 263L222 262V263H224V261H225V259H223L222 256ZM6 256V255H5ZM29 256V255H28ZM76 256H74L75 258H76ZM136 255L134 254V257H135ZM139 256H140V253H139ZM193 256V255H192ZM230 256V255H229ZM53 257H55V256H53ZM52 257V258H53ZM84 257H86V255L84 256ZM95 257V256H94ZM147 257H150V256H148L147 255ZM161 257V256H160ZM34 258H35V256H34ZM45 258V257H44ZM49 258V257H48ZM51 258V257H50ZM141 258V257H140ZM164 258L166 259V255L164 256ZM190 258H192V257H190ZM225 258V257H224ZM233 258H236L235 256L233 257ZM17 259V258H16ZM59 259V258H58ZM77 259H80L79 257L77 258ZM81 259H83L82 257H81ZM78 260L77 262H82V260ZM84 259H86V258H84ZM95 259V258H94ZM96 259H97V257H96ZM133 259V258H132ZM135 259V258H134ZM142 259H144V258H142ZM163 259V258H162ZM172 259V258H171ZM43 260V259H42ZM51 260H53V259H51ZM189 260V259H188ZM191 260V259H190ZM190 260L189 261H187V259H186V261H187V264H191V263H188V262H190ZM240 260V259H239ZM238 260V258H237V261H239ZM55 261V260H54ZM71 261H72V259H71ZM76 260H74V261H72L71 263H76V264H78L77 262H75ZM96 261H98V260H96ZM95 261V262H96ZM102 261V260H101ZM136 261H137V259H136ZM149 261V260H148ZM161 262H162V260H160ZM160 261H158L159 263H160ZM171 261V262H172ZM201 261V260H200ZM233 261H234V259H233ZM43 262V261H42ZM52 262V261H51ZM60 262V261H59ZM79 262V263H80ZM84 262H85V260H84ZM135 262V261H134ZM228 262V261H227ZM44 263V262H43ZM71 263H69V264H71ZM90 263V262H89ZM138 263V262H137ZM234 264H235V262H233ZM238 263V262H237ZM52 264H54V263H52ZM62 264H65V262L64 263H62ZM83 264H85V263H83ZM96 264V263H95ZM102 264V263H101ZM163 264V263H162ZM167 264V263H166Z\"/></svg>",
  "mask_w": 264,
  "mask_h": 264
}]
</instances>
